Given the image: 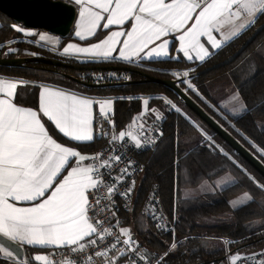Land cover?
<instances>
[{
  "label": "snow or ice",
  "instance_id": "obj_1",
  "mask_svg": "<svg viewBox=\"0 0 264 264\" xmlns=\"http://www.w3.org/2000/svg\"><path fill=\"white\" fill-rule=\"evenodd\" d=\"M74 4L78 9L74 35L83 44L68 43L62 54L75 55L80 63L120 60L132 64L144 59H174L179 64L182 53L186 61L198 62L199 66L244 32L264 30V25L258 27L259 17L264 16V0H74ZM11 28L26 36L34 34L33 29L18 24ZM37 35L41 41L49 38L47 32ZM170 42H176V57L170 54ZM13 51L16 49H7V53ZM252 57L264 59V42L256 46L249 59ZM195 71L194 67H185L173 70L171 75L185 92L195 94L226 122L231 124L256 107H264V89L251 105L244 95V84L251 77L234 84L217 105L193 82ZM105 78L94 76L97 82ZM30 83L38 88V98L31 105L18 103V89ZM159 99L192 122L200 135V146L231 162L225 173L231 181L221 182L225 178L218 177L217 181L203 184L223 190L229 182H235L231 169H238L260 194L259 206L264 211V180L252 175L216 144L210 132L192 121L172 99ZM112 104V99L95 98L78 90L0 77V264H55L45 252L24 256L26 247L67 250L68 255L59 264H169L179 250L182 242L176 239L175 225L169 228L154 207L151 218L157 221L159 234L172 233V242H165L162 253H149L141 247L131 226H121L117 197L127 207L136 188L134 176L144 170L142 166L138 169L136 161L126 153L146 150L148 145L143 122L138 130H132L135 117L126 129L115 130V121L108 115ZM96 106L99 118L94 115ZM148 112H155L157 120L163 119L160 109H150L149 99H143L138 114L141 121ZM105 123L112 126L111 133L105 130ZM97 131L100 138L110 137L107 154L103 148L88 152ZM157 134L163 137V129L155 128L153 136ZM118 143L124 149L120 154L113 147ZM253 147L264 155V148L254 143ZM121 164L124 166L119 167ZM247 203H257L255 193L245 191L242 197L230 201L234 209ZM172 219L177 217L173 215ZM227 259L229 264H264V250L250 255L228 252Z\"/></svg>",
  "mask_w": 264,
  "mask_h": 264
},
{
  "label": "trees",
  "instance_id": "obj_2",
  "mask_svg": "<svg viewBox=\"0 0 264 264\" xmlns=\"http://www.w3.org/2000/svg\"><path fill=\"white\" fill-rule=\"evenodd\" d=\"M262 21H264V16L259 17L258 25ZM12 24L17 23L0 12V57L38 56L63 61L80 68L58 67L55 70L53 66L42 63H29L23 67L0 65L1 75L22 78L37 84H51L101 97H112L113 108L111 113L118 129L127 128L136 113L140 111L144 98L149 99L150 109L155 106L161 107L164 135L155 147L140 155L144 170L141 171L138 178L132 195V202L128 208L134 211L119 210L122 226H131L141 245L153 253H162L167 246L165 242L168 244L172 242L171 232L164 235L158 234L148 218L144 214L142 217L141 202L149 188L157 183L160 185L163 203L168 213L171 217L173 215L177 217L174 221L175 236L177 240L182 242L179 250L170 259L169 264H219L222 259L225 260L227 249L231 253L237 251L247 253L264 247V235L261 234L264 233V211L259 206L260 194L238 169H231L235 182L230 183L223 190L202 192L196 196L187 193L189 188L197 187L204 180L211 179L223 171H229L231 162L222 155L200 146V135L193 127L192 122L174 109L165 106L159 97L168 96L172 99L191 117L192 121L203 125L213 136L216 144L229 152L248 172L261 180H264V177L181 103L169 88L152 82L117 84L120 81L142 79L143 77L135 72L96 69L98 65L131 66L155 77L170 79L173 78L171 75L173 70L194 67L196 71L192 73L193 82L203 93L211 96L213 103L217 105L228 96V91L234 84L239 85L246 77H251L243 87L244 95L251 105L258 97L261 89H264V59L259 57L249 59V56L258 44L264 42V30L228 65L197 74L201 69L222 61L233 53L253 29L244 32L243 35L228 44L203 65L197 66L198 62L194 64L182 58H180L179 64L174 59H158L132 64L117 60L101 63H80L76 58L63 56L40 44L36 34L26 36L15 31L11 28ZM65 38L67 37L62 38V41ZM9 47L16 49V51L7 53ZM173 51L172 47L171 52ZM32 53L36 55H32ZM68 75L78 78L84 83H105V85L88 86L74 81ZM96 75H103L106 78L97 82L94 79ZM188 94L264 162V155H261L257 148L253 147L254 143L260 148H264V127H262L264 125V107L258 106L243 119L231 121V124L235 125L233 127L217 111L202 103L195 94ZM37 98L38 88H33L31 83L27 87L22 86L18 89V103L31 105ZM147 115L148 119L154 118L150 112ZM102 144L101 139L97 138L88 150L95 151ZM245 191L255 193L257 203L238 205L234 209L230 205V199ZM185 237L189 239L185 240ZM225 240L231 241V243L226 244ZM32 250L34 249L26 247L24 252L27 257H31L29 253Z\"/></svg>",
  "mask_w": 264,
  "mask_h": 264
},
{
  "label": "water",
  "instance_id": "obj_3",
  "mask_svg": "<svg viewBox=\"0 0 264 264\" xmlns=\"http://www.w3.org/2000/svg\"><path fill=\"white\" fill-rule=\"evenodd\" d=\"M0 12L11 18L16 23H20L23 27L31 29H42L49 33L58 35L61 38L68 36L71 31L75 16L76 8L73 4L64 0H0ZM260 25H264L262 21ZM255 28L249 36L241 43V45L228 57L207 66L197 74H203L215 68L228 65L234 61L241 52L258 36L261 32ZM29 63L48 64L57 70L58 67H72L79 69L80 67L67 64L63 61L48 59L38 56L27 57H0V65L6 67H23ZM98 70L106 71H126L139 73L143 78L136 80L120 81L117 84H130L140 82H152L162 84L169 88L181 103L188 107L200 120H202L209 128H211L220 138L232 148V150L250 164L261 176L264 177V162L261 161L254 153L245 147L235 136H233L226 128H224L214 117H212L202 106H200L187 92H185L176 79H162L155 77L131 66L122 65H98ZM71 79L78 83L88 86H100L102 84L84 83L82 80L68 75ZM25 255V252L23 253ZM219 264H224L223 259Z\"/></svg>",
  "mask_w": 264,
  "mask_h": 264
},
{
  "label": "built area",
  "instance_id": "obj_4",
  "mask_svg": "<svg viewBox=\"0 0 264 264\" xmlns=\"http://www.w3.org/2000/svg\"><path fill=\"white\" fill-rule=\"evenodd\" d=\"M172 79H176V78L173 77ZM180 87L184 90V86L180 85ZM94 115L97 118L100 117V113H99L98 109H96L94 111ZM108 115L113 119L112 113H108ZM141 122H143V124H144V131H145L146 137H147V139L145 140V143L148 145L146 150L152 149L153 147H155L157 145V143L159 142V140L161 138V137L158 136V134H157L156 137H154L153 136V132H154L155 128H157V127L162 128V120H157L155 118H153V119H144L143 121L136 122V124L133 126L132 130L133 131L138 130L139 125L141 124ZM99 127H100V123H99V119H98L97 120V124H96V128L99 129ZM104 128H105L106 131L111 133V131H112V126L111 125L105 123ZM115 130L117 132H119L121 129L116 128ZM96 136H97V138H100L99 131L96 132ZM108 138H110V137L100 138L101 141L103 142V144L101 146H99L98 149L95 150V151H98L101 148H103L105 150V154H107V149L109 148V145L107 144V139ZM152 139H156L157 143H155V144L150 143V141ZM113 147L115 148L117 154H120V153L124 152V149L120 146L119 143L117 145L113 146ZM146 150H141V151H138V152H136V151L128 152V153H126V156L132 158L133 160H135L137 168L139 169L141 166L143 167V161H142L140 155H141V153H143ZM123 166H124L123 164L119 165V167H123ZM140 174H141V171L138 170L136 172L135 176H134V179H135L136 183L138 181V178H139ZM114 175H115V173H114ZM123 190H124V186L121 185V191H123ZM153 196L155 197V199L151 200L150 198L153 197ZM131 202H132V197H131V200H129L127 202V207H126L125 206V201L122 198L117 197V205H118L119 210L120 209H123V210L124 209H128L130 207V205H131ZM153 207L156 210V215L157 216H161L164 219H166L167 222H168V227L172 228L173 225H174V221H173L172 217L170 216V214L168 213V211H167V209H166V207H165V205L163 203L161 188H160V185L157 184V183H155L153 186H151L149 188V190L145 193V196H144V198H143V200L141 202V210H142L143 214L148 218L149 222L153 226V229L159 234V232H158V230L156 228L157 221H153L152 218H151L152 217V208ZM117 216L121 220V217L119 215V211L117 212ZM121 226H122V224H121ZM167 233H170V232H166L165 234H167ZM141 247L144 248V249H147L149 251V253H153L147 247H145L143 245H141ZM262 250H264V247L259 249V250H256V251L247 252V253H241V254L250 255L251 253H259ZM228 252H229V250L227 249L226 253H225L224 264H229V261L227 259V253ZM47 253L50 254V260L54 261L55 264H59L60 260L68 255V252L65 249H53V248H50V249L47 250ZM257 259H259V257H257ZM238 264H245V262L244 261H239ZM247 264H252V262L248 261Z\"/></svg>",
  "mask_w": 264,
  "mask_h": 264
},
{
  "label": "crops",
  "instance_id": "obj_5",
  "mask_svg": "<svg viewBox=\"0 0 264 264\" xmlns=\"http://www.w3.org/2000/svg\"><path fill=\"white\" fill-rule=\"evenodd\" d=\"M64 1H66V2H68V3H71V4H73V5L75 6V4H74V0H64ZM75 8H76V15H77V14H78V9H77L76 6H75ZM75 17H76V16H75ZM74 23H75V19H74V22H73V25H72V28H71L70 33L68 34V36H66L67 38H65V40H63V41H62V38L59 37L58 35H55V34H52V33H49V32H48V34H49V38H48L47 40H45V41H41V40L39 39V36L37 35V33H40V32H41V31L39 32L40 29H34V30H37V33H36L37 40L39 41L40 44L45 45V46L49 47L50 49H53L55 52H57V53L63 55V54H62V49H63V47L66 46L68 43L83 44V42L80 41V40H79L77 37H75V35H74ZM18 24H20V23H18ZM20 25H21V24H20ZM41 30H42V29H41ZM170 47H171V51H172V47H173V49H174V51L171 52L170 54H171L173 57H176V56H177V53H176V42H170ZM63 56H66V55H63ZM179 56H180V58L186 60L185 58H183V54H182V53H180ZM66 57H73V58H76V59H77V57H76L75 55H73V56H66ZM80 59H83V57H80ZM153 60H158V59H153ZM153 60H151V61H153ZM117 61H120V60H117ZM145 61H150V60L144 59V60H140V61H137V62H134V63L145 62ZM187 62H188V61H187ZM0 77L6 78V79H19V78H13V77H9V76H4V75H1V74H0ZM49 85H50V86H55V85H51V84H49ZM87 95L92 96V97H95V98H109V99H112V100H113L112 97H101V96H96V95H91V94H87ZM144 99H145V98H144ZM112 108H113V104H112ZM112 108H111V110H109L108 113H111V112H112ZM96 109L99 110V107L96 106L95 110H96ZM146 115H147V114H146ZM146 115L143 117V120H144V119H148ZM139 122H140V121H139ZM88 152L90 153V152H92V151H89V150H88ZM48 249H50V248H47V249H39V248H37V249H34V250L30 251L29 255H32L34 251H41V252H45V253H47V250H48ZM24 256H26V253H25ZM33 264H38V262H34V261H33Z\"/></svg>",
  "mask_w": 264,
  "mask_h": 264
},
{
  "label": "rangeland",
  "instance_id": "obj_6",
  "mask_svg": "<svg viewBox=\"0 0 264 264\" xmlns=\"http://www.w3.org/2000/svg\"><path fill=\"white\" fill-rule=\"evenodd\" d=\"M18 24V23H17ZM18 25H20V24H18ZM22 26V25H21ZM33 31H34V35L37 33V30H34L33 29ZM47 32V31H45V30H39V32ZM48 33V32H47ZM142 103H143V100H142ZM111 108H112V106L110 107V109L109 110H111ZM161 107L160 106H155V107H153L152 109H160ZM142 111V107H141V109H140V111L138 112V113H136V115L134 116L135 118H136V122H139V121H141V118H140V116L138 115L140 112ZM151 113V115H153L154 116V118L156 117V113L155 112H150ZM146 116H148V115H146ZM150 116V115H149ZM156 119V118H155ZM226 172H228V171H223V172H221V173H219L218 175H215L214 177H212L211 179H208V180H204V181H208L209 183H211L212 181H217V179H218V177H224L225 178V180L224 181H221V182H225V181H231V177H227V176H225V173ZM231 182H229V184H230ZM219 189H221V188H219V187H215L214 188V190L212 189V188H209V187H207L206 185H204L203 184V182L200 184V185H198L197 187H194V188H189V190H187V193L188 194H190V195H193V196H196V195H198V194H200V193H202V192H208V191H215V190H219ZM243 193L244 192H241V193H239L236 197H234V198H232V199H230V201H233V200H235L237 197H242L243 196ZM231 205V204H230ZM239 205V204H238ZM237 205V206H238ZM232 206V205H231Z\"/></svg>",
  "mask_w": 264,
  "mask_h": 264
}]
</instances>
